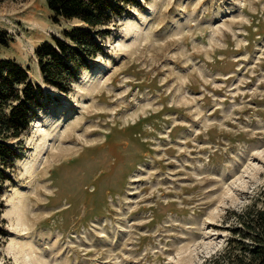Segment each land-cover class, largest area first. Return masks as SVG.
I'll use <instances>...</instances> for the list:
<instances>
[{"label": "rangeland", "instance_id": "rangeland-1", "mask_svg": "<svg viewBox=\"0 0 264 264\" xmlns=\"http://www.w3.org/2000/svg\"><path fill=\"white\" fill-rule=\"evenodd\" d=\"M78 24L0 0V57L49 94L0 183V264H202L264 202V0L129 5L62 93L35 51Z\"/></svg>", "mask_w": 264, "mask_h": 264}, {"label": "trees", "instance_id": "trees-1", "mask_svg": "<svg viewBox=\"0 0 264 264\" xmlns=\"http://www.w3.org/2000/svg\"><path fill=\"white\" fill-rule=\"evenodd\" d=\"M52 20L77 19L80 24L65 29L36 48L43 82L62 93H69L84 70L104 52L111 25L129 5L140 0H46ZM7 45V41L0 40ZM49 94L30 79L28 68L16 60L0 57V183L10 178L19 151L14 144L30 129L45 108ZM1 207V205H0ZM226 242L202 264H264V202L257 200L242 208L227 209L224 217ZM6 234L0 209L1 238ZM1 260V252H0Z\"/></svg>", "mask_w": 264, "mask_h": 264}, {"label": "bare ground", "instance_id": "bare-ground-1", "mask_svg": "<svg viewBox=\"0 0 264 264\" xmlns=\"http://www.w3.org/2000/svg\"><path fill=\"white\" fill-rule=\"evenodd\" d=\"M44 150V149H43ZM47 152V151H46Z\"/></svg>", "mask_w": 264, "mask_h": 264}]
</instances>
